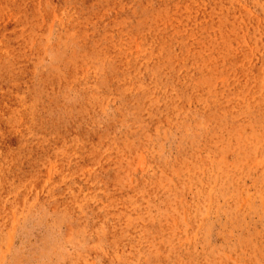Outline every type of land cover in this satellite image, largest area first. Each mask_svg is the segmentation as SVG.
I'll use <instances>...</instances> for the list:
<instances>
[{
  "label": "rangeland",
  "instance_id": "obj_1",
  "mask_svg": "<svg viewBox=\"0 0 264 264\" xmlns=\"http://www.w3.org/2000/svg\"><path fill=\"white\" fill-rule=\"evenodd\" d=\"M200 1L0 0V264H264V0Z\"/></svg>",
  "mask_w": 264,
  "mask_h": 264
},
{
  "label": "bare ground",
  "instance_id": "obj_2",
  "mask_svg": "<svg viewBox=\"0 0 264 264\" xmlns=\"http://www.w3.org/2000/svg\"><path fill=\"white\" fill-rule=\"evenodd\" d=\"M153 1H154V0H153ZM171 1H172V0H171ZM171 1L169 0V2H171ZM175 1H177V0H175ZM180 1H181V0H180ZM197 1H198V0H197ZM199 1H200V0H199ZM39 2H40V1H39ZM126 2H127V1H126ZM128 2H129V1H128ZM183 2H184V1H183ZM200 2H201V1H200ZM214 2H215V1H214ZM137 3H138V2H137ZM147 3H149V1H147ZM180 3H181V2H180ZM198 3H199V2H198ZM39 4H40V3H39ZM107 4H108V3H107ZM131 4H132V3H131ZM151 4H152V3H151ZM162 4H163V3H162ZM170 4H171V3H170ZM181 4H183V3H181ZM215 4H216V3H215ZM152 5H153V4H152ZM165 5L168 6L169 4H165ZM209 5H210V4H209ZM122 6H123V5H122ZM159 6H160V5H159ZM167 6H166V8H167ZM172 6H173V5H172ZM179 6H180V5H179ZM202 6H203V5H202ZM206 6H207V5H206ZM7 7H9V6H7ZM146 7H147V6H146ZM148 7H149V6H148ZM210 7H211V6H210ZM9 8H10V7H9ZM134 8H135V7H134ZM158 8H159V7H158ZM169 8H170V7H169ZM172 8H173V7H171V9H172ZM192 8H193V7H192ZM141 9H144V11H145L146 8H141ZM153 9H154V8H153ZM171 9H168V11H170ZM211 9H212V8H211ZM27 10H28V9H27ZM137 10H138V9H137ZM159 10H160V9H159ZM28 11H29V10H28ZM135 11H136V10H135ZM161 11H162V7H161ZM174 11H175V10H174ZM126 12H127V10H126ZM128 12H129V11H128ZM136 12H138V11H136ZM136 12H135V14H136ZM152 12H153V11H152ZM158 12H159V11H158ZM171 12H172V11H171ZM20 13H21V12H20ZM23 13H24V12H23ZM147 13H148V12H147ZM149 13H150V12H149ZM160 13H161V12H160ZM99 14H100V13H99ZM182 14H183V13H182ZM185 14H186V13H184V15H185ZM197 14H198V13H197ZM131 15H132V14H131ZM131 15H130V16H131ZM133 15H134V13H133ZM138 15H140V14L138 13ZM175 15H176V14H175ZM198 15H199V14H198ZM218 15H220V14H218ZM27 16H28V15H27ZM121 16H122V15H121ZM124 16H125V15H124ZM192 16H193V15H192ZM206 16H207V15H206ZM19 17H20V16H19ZM172 17H175V16H172ZM172 17H171V18H172ZM194 17H196V16H194ZM125 19H126V18H125ZM140 19H143V18L140 17ZM212 19L214 20V18H212ZM212 19H211V20H212ZM120 20H122V18H120ZM170 20H171V19H170ZM155 21H156V20H155ZM27 22H28V21H27ZM32 22H33V21H32ZM156 22H157V21H156ZM158 22H159V21H158ZM158 22H157V23H158ZM174 23H176V22H174ZM29 24H31V23H29ZM29 24H28V25H29ZM159 24H160V23H159ZM163 24H164V23H163ZM33 25H35V24L32 23L31 26H33ZM161 25H162V24H161ZM178 26H179V25H178ZM184 26H185V25H184ZM173 27H174V26H173ZM156 28H157V27H156ZM176 28H177V27H176ZM30 29H31V28H30ZM153 29H154V28H153ZM34 30H35V29H34ZM155 30H156V29H155ZM155 30H154V31H155ZM159 30H160V29H159ZM159 30H158V31H159ZM182 30H183V29H182ZM150 31H151V30H150ZM156 31H157V30H156ZM156 31H155V32H156ZM175 31H176V30H175ZM178 31H180V30H178ZM29 32H30V31H29ZM32 32H33V31H32ZM151 32H152V31H151ZM172 32H174V31H172ZM176 32H177V31H176ZM174 33H175V32H174ZM29 34H30V33H29ZM169 34H170V33H169ZM153 35H154V34H153ZM148 36H149V34H148ZM150 36H151V35H150ZM150 36H149V37H150ZM2 37H3V36H2ZM29 37H30V36H29ZM31 37H32V36H31ZM169 37H170V36H169ZM171 37H173V36H171ZM26 39H27V38H26ZM160 39H161V38H160ZM164 39H165V38H164ZM167 39H169V38H167ZM172 39H173V38H172ZM3 40H4V39H3ZM33 40H34V38H33ZM160 41H161V40H160ZM168 41H169V40H168ZM170 41H171V40H170ZM0 42H1V41H0ZM3 42H4V41H3ZM30 42H31V41H30ZM166 42H167V41H166ZM160 43H161V42H160ZM119 44H121V42H120ZM158 44H159V43H158ZM32 45H33V44H32ZM32 45H31V46H32ZM122 45H123V44H122ZM159 45H160V44H159ZM31 46H30V47H31ZM34 46H35V45H34ZM165 46H166V45H165ZM165 46H164V47H165ZM171 46H172V44H171ZM123 47H124V45H123ZM147 47H148V46H147ZM167 47H168V46H167ZM12 48H13V47H12ZM148 48H149V47H148ZM153 48H154V47H153ZM5 49H6V48H5ZM150 50H151V49H150ZM155 50H156V48H155ZM166 50H167V49H166ZM6 51H7V50H6ZM16 51H17V49H16ZM87 51H88V49H87ZM87 51H86V52H87ZM132 51H133V50H132ZM162 51H163V50H162ZM167 51L169 52V50H167ZM23 52H24V51H23ZM7 53H8V52H7ZM81 53H82V52H81ZM87 53H88V52H87ZM116 53H117V52H116ZM116 53H115V54H116ZM8 54H9V53H8ZM122 54H123V53H122ZM73 55H74V52H73ZM120 55H121V53H120ZM26 57H27V56H26ZM118 58H119V57H118ZM143 59H144V58H143ZM9 60H10V59H9ZM144 60H145V59H144ZM144 60H143V61H144ZM128 61H129V60H128ZM143 61H142V62H143ZM7 62H8V61H7ZM144 63H145V62H144ZM26 64H27V63H26ZM97 64H98V63H97ZM113 65H114V64H113ZM129 65H130V64H129ZM111 66H112V64H111ZM116 66H117V65H116ZM159 66H160V64H159ZM114 67H115V65H114ZM78 68H79V67H78ZM159 68H160V67H159ZM161 68H162V67H161ZM164 68H165V67H164ZM0 69H1V68H0ZM116 69H117V68H116ZM76 70H77V69H76ZM77 71H78V70H77ZM77 71H76V72H77ZM76 72H74V73H76ZM158 72H159V71H158ZM54 74H55V73H54ZM76 76H77V73H76ZM5 81H6V80H5ZM9 86H10V85H9ZM9 86H8V87H9ZM60 95H61V93H60ZM82 98H83V96H82ZM46 102H47V101H46ZM43 103H44V102H43ZM0 104H1V103H0ZM6 104H7V103H6ZM18 113L20 114L19 111H18ZM14 120H15V118H14ZM18 120H19V119H18ZM10 124H11V123H10ZM113 230H114V229H113ZM110 231L112 232V230H110ZM122 232H124V231H122ZM124 233H125V232H124ZM110 234H111V233H110ZM118 234H119V233H118ZM113 235H115V234H113ZM127 235H128V234H126V236H127ZM131 235H132V234H131ZM111 236H112V235H111ZM122 236H123V235H122ZM124 236H125V235H124ZM127 237H128V236H127ZM125 238H126V237H125ZM130 238H131V237H130ZM113 239H114V238H113ZM131 240H132V239H130V241H131ZM118 244H119V243H118ZM121 246H122V245H121ZM127 246H128V245H127ZM110 247H111V246H110ZM128 247H129V246H128ZM114 248H115V247H114ZM115 249H116V248H115ZM117 249H118V248H117ZM123 249H125V246H124ZM123 249H122V250H123ZM113 250H114V249H113ZM126 250H127V248H126ZM117 252H118V251H117ZM129 252H130V251H129ZM132 252H133V251H132ZM134 253H135V252H134ZM108 254H109V253H108ZM122 254H123V253H122ZM106 257H107V256H106ZM108 257H109V256H108Z\"/></svg>",
  "mask_w": 264,
  "mask_h": 264
}]
</instances>
